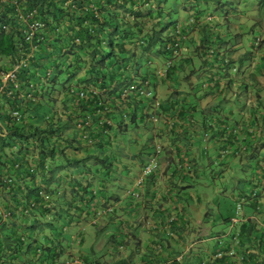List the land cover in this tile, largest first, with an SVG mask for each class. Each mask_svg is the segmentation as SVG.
Here are the masks:
<instances>
[{
  "label": "crops",
  "instance_id": "obj_1",
  "mask_svg": "<svg viewBox=\"0 0 264 264\" xmlns=\"http://www.w3.org/2000/svg\"><path fill=\"white\" fill-rule=\"evenodd\" d=\"M224 1L179 10L177 24L201 12L178 52L146 61L150 79L143 80L151 81L155 100L123 96L124 90L114 99L101 89L98 104L75 108L78 117L91 112V141L75 128V116L62 145L50 139L46 152L53 154L30 181L27 165H37L43 148L37 142L27 150L5 148L13 187L0 184V208L11 213L9 226L0 224L1 238L12 229L27 231L26 222L37 224L40 239L59 247L62 264L74 258L84 264H264V4ZM59 106L34 110L33 127L51 126ZM152 157L159 167L143 177ZM211 163L235 175L229 209L226 197L205 190ZM84 186L89 196H77ZM36 187L52 192L49 205L31 197ZM33 198L37 208L23 217L22 200ZM239 201L240 220L231 226ZM32 256L0 255V264H35Z\"/></svg>",
  "mask_w": 264,
  "mask_h": 264
},
{
  "label": "trees",
  "instance_id": "obj_2",
  "mask_svg": "<svg viewBox=\"0 0 264 264\" xmlns=\"http://www.w3.org/2000/svg\"><path fill=\"white\" fill-rule=\"evenodd\" d=\"M209 1L217 7L227 2L0 0V57L9 62L0 66V103L3 107V111L0 110L3 122L0 123V184L8 189L13 187L4 182L6 177L12 179V161L6 165L5 148L23 145L27 150L32 143L33 146L38 143L43 149L34 172L31 173L27 165L29 181L35 178L38 169L44 170V160L53 154L52 150L46 152L50 139L59 140L62 145L66 140L63 133L74 128V117L101 101V89L104 94L108 92L110 98L118 99L120 91L130 85V80L150 79L148 70L143 69L150 55L170 58L182 47L189 23L199 20L200 9L194 18L191 17L193 20L177 24L179 10L199 7ZM34 20L41 26L29 42L25 40L24 32ZM255 44L258 46L259 43ZM208 45L203 47L213 54L214 49ZM222 60L229 63V58ZM15 66L18 67L14 76L4 79ZM80 89H96L97 94L89 99H79ZM58 101L61 110L57 108L52 115L51 126L47 125L44 130L33 127L30 114L49 102L55 106ZM75 108L80 111L76 112ZM14 111L21 115L19 121L13 117ZM133 118L134 113L131 120ZM38 189L34 188L31 197H37ZM82 191L77 196H89L86 186ZM26 223L21 228L27 231L18 234L12 229L9 235L0 237V255L26 253L33 255L35 264H53L60 253L59 247L50 245L43 237L40 239L41 226ZM22 236L25 240H21ZM232 238L238 240V234L233 233Z\"/></svg>",
  "mask_w": 264,
  "mask_h": 264
},
{
  "label": "built area",
  "instance_id": "obj_3",
  "mask_svg": "<svg viewBox=\"0 0 264 264\" xmlns=\"http://www.w3.org/2000/svg\"><path fill=\"white\" fill-rule=\"evenodd\" d=\"M31 15L33 14V12L30 13ZM41 26V23L37 20H34L32 22L29 23V27L28 30H26L24 32L25 35V40L26 41H31V38L34 35V32L37 31V29ZM178 39V38H176ZM177 45V43L175 44ZM18 66H15L14 69L9 72L6 77H4V79H7V77H13L14 76V71L17 69ZM233 70L235 71L236 68H233ZM79 93L78 98L79 99H89L91 96L97 94L96 89H87V90H83L80 89L78 90ZM129 92H132L134 94V96L138 99H146V100H155V93L153 91V89L151 88V81L149 79H145L142 80V82H140L138 85L136 86H130L126 89H124L123 91V96L128 95ZM90 114L91 112L86 111L84 112V114L81 117H75V121H74V125L75 128H77L78 130H80L83 134V137L85 138V140L87 142H90V137H89V125H90ZM13 117L15 118L16 121H19L21 119V115L19 114L18 111H14L12 113ZM207 134H205L206 136ZM34 166L35 165H31L30 166V171L31 173L34 172ZM159 167V162L155 157L150 158V160L144 165L143 170H142V175L143 177L148 176V175H152ZM4 182L9 185L12 183V179H10L9 177H6ZM134 196H137V194L134 192L132 193ZM37 198L41 199L42 202L44 203L45 206L49 205L50 200H51V194L44 189L43 187L38 189L37 192ZM23 201V205L21 210V214L23 216L29 217L33 211L37 208L38 203H37V199L33 198L31 200L26 201V199L22 200ZM242 212V204L241 201L238 202L237 206H236V216L233 217L230 220V224L231 226H233L234 224L238 223L240 220V215ZM11 217V213L9 211H7L6 209H2L0 208V218H2L3 220L5 219H9ZM21 240H25V237L22 236ZM38 252V250H37ZM53 264H62L58 259L55 260V262ZM71 264H84L80 259L78 258H74L71 261Z\"/></svg>",
  "mask_w": 264,
  "mask_h": 264
},
{
  "label": "rangeland",
  "instance_id": "obj_4",
  "mask_svg": "<svg viewBox=\"0 0 264 264\" xmlns=\"http://www.w3.org/2000/svg\"><path fill=\"white\" fill-rule=\"evenodd\" d=\"M253 6H257V4L263 5L264 0H251ZM256 36H259L261 34L260 30H256L254 33ZM7 61L5 59L0 58V66L6 65ZM4 80V79H3ZM65 163L64 161H58V164ZM222 166L219 165H213L211 163L210 165L206 166V173H207V179L205 181V184H208V187H205V190H209V197H226L224 198L226 200L227 209H229V206L232 203L231 197H233V194L235 195V184H234V177L233 171L228 170L224 173L220 172V169ZM223 169V168H222ZM230 172V173H228ZM199 188H203V186H197ZM214 188H220L221 191L219 193L214 191ZM52 198V193H51ZM52 201V199L50 200ZM222 204V203H221ZM0 221L2 222L3 219L1 218ZM8 221V219H7ZM5 223V222H4ZM7 224V223H6ZM67 234V233H66ZM67 241H70V238L67 235Z\"/></svg>",
  "mask_w": 264,
  "mask_h": 264
},
{
  "label": "clouds",
  "instance_id": "obj_5",
  "mask_svg": "<svg viewBox=\"0 0 264 264\" xmlns=\"http://www.w3.org/2000/svg\"><path fill=\"white\" fill-rule=\"evenodd\" d=\"M234 68H236V70H235V72L237 71V67H234Z\"/></svg>",
  "mask_w": 264,
  "mask_h": 264
}]
</instances>
